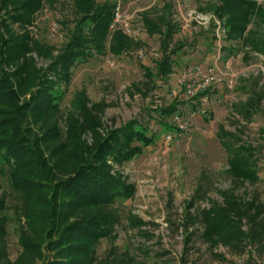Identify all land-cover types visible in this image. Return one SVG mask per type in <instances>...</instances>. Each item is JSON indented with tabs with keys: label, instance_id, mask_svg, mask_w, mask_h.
<instances>
[{
	"label": "rangeland",
	"instance_id": "1",
	"mask_svg": "<svg viewBox=\"0 0 264 264\" xmlns=\"http://www.w3.org/2000/svg\"><path fill=\"white\" fill-rule=\"evenodd\" d=\"M73 1L43 0L31 23L20 26L8 22V27L13 33L28 34L31 45L38 43L56 56L68 43L80 16ZM117 1L130 16L136 34L126 37L131 43L119 53L113 49L119 43L111 31L100 50L86 49L89 55L77 61L69 81L59 84L63 97L54 115L59 127L56 146L62 151L72 143L69 134L81 136L92 147L108 131L134 120L153 136L152 143L142 146L136 156L114 166L135 191L109 207L117 220L111 236L94 246L92 264H108L112 258L125 260L127 256L133 264H264V236L245 239L237 243L238 248L213 245L202 237L204 223L199 217L202 209L222 204L220 191H232L245 201L257 198L264 214V97L249 122L235 110L252 96L254 88L264 94V0H254L244 35L233 40L225 38L221 25L228 15L218 19L219 30L213 19L203 24L195 20L199 14H214L215 6L223 7L229 0H94L96 5ZM145 15L155 23L167 17L173 25L168 47L179 50L172 56V73L163 79H147L140 67L154 71L162 56L161 38L148 33ZM53 23L57 29L50 31ZM218 46L220 82L195 111L187 129L178 133L172 129L174 113L167 115L164 110L176 105L186 116L192 107L189 102L178 104L170 92L176 89L180 94L179 74L189 66L213 62ZM29 55L39 67L48 63V58L38 57L35 51ZM227 72L235 75L232 89L225 83ZM83 107L90 113L89 121L82 115ZM221 127L234 133L240 144L252 148L259 176L256 183L238 184L227 173L228 154L217 136ZM169 133L171 139H164ZM0 198L5 206L0 215V264H12L22 253L15 216L23 220L25 198L12 190L4 172L0 173ZM189 208L198 216L189 224L192 236L188 243L185 219ZM36 263L41 264V260Z\"/></svg>",
	"mask_w": 264,
	"mask_h": 264
},
{
	"label": "trees",
	"instance_id": "2",
	"mask_svg": "<svg viewBox=\"0 0 264 264\" xmlns=\"http://www.w3.org/2000/svg\"><path fill=\"white\" fill-rule=\"evenodd\" d=\"M42 2L0 0V173L4 172L12 190L25 198L23 220L15 216L22 253L12 264H37V260L41 264H92L94 246L101 238L111 236L117 220L109 207L135 191L114 166L136 156L142 146L152 143L153 136L134 120L108 131L92 147L75 133L68 135L72 143L65 151L56 146L59 127L54 115L63 97L59 84L69 81L77 61L89 55L86 49L102 48L110 31L114 4L74 0L80 16L68 43L53 56L38 43L31 45L28 34L13 33L8 27V22L20 26L31 23ZM223 5L215 6L213 15L219 20L228 15L222 23L225 38H241L254 0H229ZM143 20L149 34L160 36L162 56L154 71L140 67L147 79H163L172 73V56L179 50L168 47L173 25L167 17L155 23L145 15ZM114 35L119 44L113 49L117 53L126 50L131 41L119 30ZM31 51L48 58L47 65L39 67L28 56ZM261 93L254 88L246 102L235 106L242 120H252L264 97ZM175 106L166 108L165 114L176 112ZM82 113L85 119H91L86 107ZM217 136L228 154L229 176L238 184L256 183L259 176L252 148L240 144L239 138L223 127ZM219 193L222 204L202 209L199 215L205 241L236 246L245 239L254 241L264 236V218H260L263 206L257 198L245 201L232 191ZM4 207L0 198V215ZM190 208L185 219L188 243L192 236L189 224L198 216ZM243 220L247 230L242 227ZM124 259L112 258L108 264H133L129 256Z\"/></svg>",
	"mask_w": 264,
	"mask_h": 264
},
{
	"label": "built area",
	"instance_id": "3",
	"mask_svg": "<svg viewBox=\"0 0 264 264\" xmlns=\"http://www.w3.org/2000/svg\"><path fill=\"white\" fill-rule=\"evenodd\" d=\"M211 19L215 21V25H217L215 27H217V30H219V23L221 22L218 21V19L213 14L208 16L199 14L197 18L195 17L196 22L199 24H203L205 22L208 23L209 21H211ZM56 29L57 25L55 23L51 24L50 31H55ZM109 30L111 32L119 30L129 37H132L136 34V31L132 28L130 16H127L124 13L119 1L114 3L113 17L109 25ZM218 38H220L219 35ZM219 46L218 49H216L217 53L212 57L213 62L206 63L204 65L197 64L189 66L179 74L180 77L177 87L178 90L181 91L180 94L175 91L176 89L171 88L172 90L170 93H173V95H175L174 99L178 104L189 102L191 103L192 107L187 111L186 116H182L179 113V110H176V112H174V114L172 115L175 129L174 131L180 133L187 129L189 120L195 115V111L199 109L201 104L207 101L210 90L219 84L220 78L216 69V60L221 56ZM224 79L227 87L229 89H232L235 83V75L232 72H227L224 76ZM171 137L172 134L169 133L164 136V139L170 140Z\"/></svg>",
	"mask_w": 264,
	"mask_h": 264
}]
</instances>
